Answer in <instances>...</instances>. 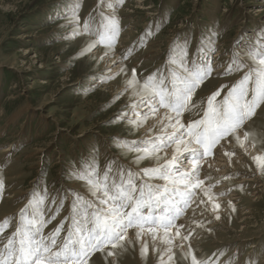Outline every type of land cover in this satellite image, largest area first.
<instances>
[{"label": "rangeland", "instance_id": "374dc122", "mask_svg": "<svg viewBox=\"0 0 264 264\" xmlns=\"http://www.w3.org/2000/svg\"><path fill=\"white\" fill-rule=\"evenodd\" d=\"M72 5H78L81 30L75 36ZM107 16L119 21L112 47L99 43L94 34ZM85 21L92 34L83 33ZM150 26L151 33L141 44L140 37ZM262 32L264 0H0V153L3 148L9 150L0 154V221L10 219L0 241L15 231L19 213L33 191H47L45 219L67 196L44 235L68 216L72 196L67 189L91 199L85 182L68 175L82 163L102 176L106 165L114 162L115 177L121 166L140 172L168 158V152L162 151L159 160L152 156L137 163L140 153L118 147L121 141H140L148 134L147 121L136 128L116 119L129 112L128 105L136 99L131 89L124 91L133 70L141 82L158 71L167 74L170 45L173 41L182 45L186 39L191 65L201 36L210 37L216 49L211 75L194 92L191 104L195 107L181 116L184 123L194 121L202 116L213 92L241 77L242 72L223 75L234 42L243 37L254 43ZM242 59L251 64L247 56ZM244 129L255 137V148L251 137L245 142L246 150L231 137L220 142L230 139L228 152L234 155L222 168L225 175L213 183L208 180L212 191L226 186L214 193L220 194L219 208L213 211L207 204L191 203L176 220L177 226L181 218L187 220L180 228L182 235L191 231L183 250L178 238L168 245L145 233L141 241L148 244L146 256H141V241L133 235L116 249L108 246L93 253L88 264H160L162 257L165 264H190L185 258L189 247L199 261L211 264H264V173L252 161V156L264 153V104ZM67 223L59 239L66 235ZM171 234L175 236V228ZM169 248L171 261L167 260ZM108 251L114 255L108 256Z\"/></svg>", "mask_w": 264, "mask_h": 264}, {"label": "snow or ice", "instance_id": "6c2138e0", "mask_svg": "<svg viewBox=\"0 0 264 264\" xmlns=\"http://www.w3.org/2000/svg\"><path fill=\"white\" fill-rule=\"evenodd\" d=\"M77 8L78 5H72L70 12L78 30L73 32V36L81 31ZM156 26L158 28L159 23ZM82 31L85 34L93 33L88 21L84 22ZM118 33V19L107 16L103 17L94 34L99 37V43L112 47ZM150 33L151 26L140 37L141 44ZM188 45L187 39L182 45L175 41L170 45L166 61L167 74L158 71L141 82L133 70L124 91L131 89L136 99L128 105L130 114L122 112L116 117L138 128L150 117H156L160 109H164L157 123L148 129L147 138L121 141L118 147L140 153L136 157L137 163L152 156L159 160L161 157L158 154L169 148L172 149L171 157L140 172L121 166L116 170L115 177L112 176L114 162L106 165L102 176L95 168H89L83 163L80 169L73 168L68 175L85 182L92 199L67 189V194L72 196L69 214L48 235H44V228L59 214L67 196L60 199L53 215L45 219L43 205L47 191H33L19 213L15 231L0 241V264H88L93 253L102 252L108 246L112 249L122 246V242L128 240L130 228L136 229L137 241H141L145 233L151 234L153 241L160 238L168 245H173L174 238H178L181 241L179 247L183 250V241L189 240L191 231L182 235L180 228L184 226H177L176 220L193 203L196 189H200L209 201L213 199L210 192L212 186L205 187V180L200 178L202 160L212 155V150L229 137L245 150V142L251 137V147L255 148V137L244 126L256 114V109L264 104L262 32L254 43H248L243 37L234 42L223 75L242 72L241 77L230 87L221 85L213 92L207 98V106L199 119L182 123L180 118L183 113L195 107L191 104L194 92L211 75V56L216 50L215 42L202 35L189 65ZM94 46L95 43L89 45V50ZM243 56H247L251 64L243 60ZM226 87L227 92L218 100ZM154 129L156 131L152 134ZM225 155L231 157L234 153L226 152ZM185 161L190 167L184 166ZM252 161L257 170L264 173V153L252 156ZM154 180L162 183H152ZM53 203H56L55 197ZM218 208V204H212L213 211ZM216 218L219 219L218 216ZM65 222H68L66 235L59 239ZM9 225L10 219L7 217L0 221V236ZM174 228L175 236L171 234ZM161 232L163 236L158 237ZM141 244L140 253L143 257L148 254V244L143 241ZM168 253L167 260L171 261V248ZM107 255L113 256L114 253L108 251ZM185 258L190 260V264H211V261H199L191 247ZM160 264H165L163 257Z\"/></svg>", "mask_w": 264, "mask_h": 264}, {"label": "bare ground", "instance_id": "6f19581e", "mask_svg": "<svg viewBox=\"0 0 264 264\" xmlns=\"http://www.w3.org/2000/svg\"><path fill=\"white\" fill-rule=\"evenodd\" d=\"M115 62V61H114ZM120 66H118L119 68ZM165 112V110H159V113L157 114L156 117H150L147 120V125H146V129H149L151 127H153L154 124L157 123V120L159 119V116L162 115ZM181 119V118H180ZM182 121V119H181ZM184 123V122H182ZM156 129H154V133H155ZM243 134L242 130H241V135ZM147 136V135H146ZM229 140L224 141L222 144L217 145V147L215 148V150L212 152V157L209 158H204L202 160L201 163V168H200V178L205 180V187L210 186L211 183L216 182L217 181V176H222L225 175L226 170H222V168H224L225 165H228L229 162V157L225 155L226 152L231 151L232 150V146H228ZM8 148H3L1 150L0 154H6L8 153ZM168 152V158L169 159L172 155V149L169 148L166 150ZM164 162V161H163ZM161 162V163H163ZM185 167H190V165L187 164V162L185 161ZM212 179V182L210 183L208 180ZM219 180V179H218ZM159 183H162L159 182ZM225 184L220 185L219 189H217L216 191H212L210 189V192L213 196V199L211 201H209L207 199V197L204 196V193L200 190V189H196V195L193 198V204L200 206L201 204H207L208 206L212 207L213 203H218L220 202L219 196L220 194H214V193H218L223 191V188H225ZM90 198V197H89ZM92 199V197H91ZM201 200H204V203H200ZM207 206V207H208ZM209 207V208H210ZM179 221V220H178ZM186 218H181L180 222H178L181 225H186ZM194 224V222H193ZM136 230H130L128 231V238H130L131 236L135 235ZM148 234V233H146ZM149 236H151V234H148ZM163 236V233H159L158 237ZM152 237V236H151ZM147 238V237H145ZM152 240V239H151Z\"/></svg>", "mask_w": 264, "mask_h": 264}]
</instances>
